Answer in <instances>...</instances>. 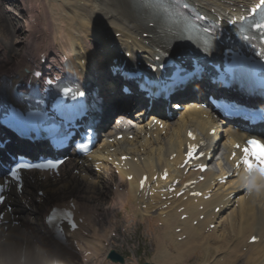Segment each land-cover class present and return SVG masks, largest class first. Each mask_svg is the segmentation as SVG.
Masks as SVG:
<instances>
[{"label": "bare ground", "instance_id": "obj_1", "mask_svg": "<svg viewBox=\"0 0 264 264\" xmlns=\"http://www.w3.org/2000/svg\"><path fill=\"white\" fill-rule=\"evenodd\" d=\"M131 1L42 0L43 7L49 18L48 29H50L52 41L55 44L54 52L64 50L65 53L71 56L73 62L82 68H86L91 60L92 53L89 54V52L95 53L97 64L100 63L98 62V56L101 51L104 54L103 62L110 63L109 59L111 53H113V48L102 45L100 51L95 44V42H99L98 40L88 42L89 35H92L94 39H100L96 38V36L102 27L109 28L108 32H120L121 38L119 42L125 48L129 49L133 45H139V42L135 41H133V44H127L125 38H132V34L136 29L146 26L151 14L140 5L135 6L136 4ZM193 1H196L202 7H206L209 11L220 7L227 9L246 0ZM98 21H100V24H97ZM2 24V29L0 30H2L4 47L7 48L8 54H11L10 58L13 54L15 56L17 52V58L15 60L11 58L9 62L1 60L0 72H7V66H11L13 61L12 66L14 65L16 70H18L17 68L25 64L26 59L14 48L17 30L15 27L7 25V21ZM31 26L27 25L28 30L32 28ZM28 48L31 54L34 53L36 55L40 51L32 43H29ZM47 50L44 52H47ZM3 54H5L4 51ZM51 56L54 57L55 54ZM97 66L99 67V65ZM108 78L109 80H106L98 76L95 79L99 83L102 93L106 94L105 107L108 105V100L121 96L120 92H118V87H116L117 82L113 78ZM107 90L111 91V93H107ZM115 116L116 113L113 109L111 117L114 118ZM158 118H166L162 129H145V126L149 125L147 124L133 133L134 139H122L114 142L102 140L92 152L100 157L105 155L104 157L106 158H116L117 161H119L120 156H127L128 161L125 162V166H128V170L124 171L121 168H117L119 179L115 182V185L117 188L120 187L119 190L121 191L114 193V200L119 202L121 212H132L133 218L139 215L142 220L148 222V230L151 235L150 242L155 250L153 252V260H156L150 261L154 264H182L192 255H199V257L202 256L200 264H264L263 241L253 244H248L247 242L251 235H255L258 238L264 236L263 184L259 185L256 192H252L247 196L238 192V187L235 188L237 185L231 188L232 181H227L226 184H219L213 176H221L227 172L220 163L218 166L219 174L214 173V170L203 174L207 178L211 177L212 181L210 180L208 183L203 181L196 184L201 191L211 189V196L206 200L197 198V202L194 203L189 198L182 200L181 197L172 196L167 201H162L160 195L145 198L143 194L138 193V179L143 173H148L150 177H153L158 171L166 167L170 172V182L174 178L182 177L177 165L182 161V152L185 151L187 142L186 129L190 125L198 130L197 135L202 136L204 140L208 138L207 131L210 121L201 117L200 112L193 108H188L179 113L172 121L167 120L163 112L159 114ZM145 121L146 119L141 124ZM235 133L226 130L224 138L221 140L223 149L228 150L229 148L224 142L226 137H236ZM173 154H175V157L170 160L169 157ZM84 164L87 166L83 169L87 173L93 174L92 166L87 158L84 159ZM195 174L189 172L186 176L190 175L194 179ZM128 175L132 176L131 180H126ZM110 177L115 180V176ZM53 182H57L54 185L55 188L69 191L76 196H79L77 193L82 189L80 185L74 186L68 181L64 183L61 178L55 179ZM212 182L214 186L211 185ZM102 184L105 186V183ZM232 192H237L235 199H228V201L223 199L225 195ZM166 202L169 204L166 208H163L162 206ZM217 206L219 209L214 212V208ZM181 207L183 209L177 211ZM200 207L201 210H199ZM79 208L85 217V222L81 229L86 230L87 228L90 235L85 236L80 231H77L71 234L70 239H74L77 246L85 250L83 252L89 251L90 256H94L101 249L100 239L106 238L108 229L105 230L106 228L102 227V224L97 226L90 211L84 209L81 203H79ZM182 214H186L187 217L181 220L179 217ZM200 216H202L201 219ZM6 218L9 219V216H6ZM193 221H196V223L193 224ZM154 223H160V227L153 226ZM209 224L214 226L209 229ZM22 228L23 226L12 227L5 232V235L4 233L2 234L0 238L1 254L9 256L10 253L6 251H13L15 247L17 248V253L21 254L22 244H25V262L33 264L32 260L34 259L30 257L33 239L42 240L43 244L49 248L48 250L58 246L47 242L46 236L37 234L33 229L27 228L30 231L25 234V230ZM177 228H180V231L176 232L175 229ZM206 228L208 229L206 230ZM182 235L184 238L177 240ZM2 239L4 241H1ZM13 239L15 240L14 246L11 244ZM23 239L25 242H23ZM82 257L84 256L82 255Z\"/></svg>", "mask_w": 264, "mask_h": 264}, {"label": "snow or ice", "instance_id": "obj_2", "mask_svg": "<svg viewBox=\"0 0 264 264\" xmlns=\"http://www.w3.org/2000/svg\"><path fill=\"white\" fill-rule=\"evenodd\" d=\"M258 9H264V0H261V3L257 5ZM255 11V10H253ZM197 19L202 20L204 17H197ZM245 17H241V20H245ZM227 26L226 29H222L220 24H209L207 27H202L200 29H196L194 27H189L184 30L182 34H177L173 39L177 42L174 45H168V49L161 52L159 49H156L157 55L154 57L156 64L151 65L152 70L156 71L158 69H162L166 67V63L162 60V57H169L170 60L174 61L177 67V71L171 78V82L166 86L162 92L171 91L173 88H186V87H195L200 83L198 79L200 73L202 72V67L200 64L201 59H207L211 55H213V43L215 42L217 45L221 40L224 39L225 31L233 32V30L237 27V21L233 19H229L225 21ZM254 29L257 30L258 35L246 34L244 31L243 25L239 26V31L236 32L237 38L243 42L246 46L251 47L253 52L257 57L260 58L261 63L259 64H251L250 61L245 60L244 58H240L238 61L236 57L233 58L232 63L228 64L225 68L224 73L220 76V82L225 83V77L228 80H237L241 79L246 74H250L252 77L256 79V82L261 88H264V20L259 23H255L252 25ZM202 32L206 35L197 36L196 33ZM191 33V34H190ZM131 55V54H129ZM104 54L101 53L98 56V62L103 63ZM246 64H250V68H245ZM109 74L114 79L119 81H129L139 77V73L134 69H128L126 66H121L119 64H114L109 66ZM35 78H39L42 76L40 71H35L32 73ZM46 85H52V79H46L44 81ZM141 89L145 88L144 84L138 85ZM198 90V89H197ZM131 89L125 83L121 86V95L130 94ZM63 94L65 97L71 94L72 103L66 104L62 99L59 102V107L61 109H68L72 115H80L87 109L86 103L81 100L85 96V92L83 90H76L69 87L63 88ZM149 96H159L158 93H148ZM37 103H40L39 101ZM227 108L231 109L234 107L233 105H227ZM254 119H264V113H259L257 116L253 117ZM12 119L17 122H23L25 120H39L41 122H46L47 116L45 113L30 110L28 112L27 117L23 114L12 111ZM56 126H52L50 130H55ZM92 130L89 128L87 130V137L91 138ZM214 134V133H213ZM192 139L195 137L192 136L191 133L188 134ZM87 147L86 144L80 143L77 145V148L83 150ZM237 148H240V145H236ZM197 153L196 145H189L187 150V157L189 160L195 159ZM242 164L245 167L246 172L249 174V178L252 173L258 172L259 175L264 178V141L259 139H249L246 142V146L242 148ZM233 158L235 155L233 154ZM123 159H127L124 157ZM64 163L63 160H48L41 163L31 164V163H17L14 168H10L9 172L6 173L5 178H11L14 181H19L21 179L18 169L23 168H36V169H45V170H53L58 173L60 166ZM203 170V169H202ZM165 174V178H166ZM128 179H132L129 177ZM147 180V177L141 181V186H143L144 182ZM3 181L0 180V183ZM249 186H251L249 184ZM22 190V189H21ZM42 196V194H40ZM196 195H199L198 193ZM0 205H4L3 211L7 210V206L5 205V198L0 196ZM55 218V213L47 217L49 223ZM67 218V217H66ZM3 221V217L0 216V222ZM75 225H72L74 227ZM256 238L253 237V240Z\"/></svg>", "mask_w": 264, "mask_h": 264}, {"label": "rangeland", "instance_id": "obj_3", "mask_svg": "<svg viewBox=\"0 0 264 264\" xmlns=\"http://www.w3.org/2000/svg\"><path fill=\"white\" fill-rule=\"evenodd\" d=\"M1 3H3V10H4L3 15L4 16L2 17V14H0V29H2V25H3L2 21L4 20V18H5V21H6V19H7V21L11 19V21H13V24L15 25V27H20L21 22H19V20L17 19V15H19V14L23 15V13H21V11H22L21 9L28 8L33 13L35 19H37L38 30L36 32V35L40 39L39 41H41L43 43L45 41L50 43L49 38H50L51 32H50V29H48L49 28L48 27L49 26L48 25V22H49L48 19L49 18L45 12L44 7H43L42 0H12V1L3 0V1H1ZM20 4H23V6ZM11 13H13V15ZM14 14H16V15L14 16ZM27 14H29V13H27ZM44 16H45V18H44ZM22 29L23 30L19 29V31H17L16 38H15L16 44L14 45V48L18 52H20L21 49L24 47L23 42L25 41L26 27L22 26ZM1 31L2 30H0V42L2 43V37L3 36H2ZM16 54H17V52L15 53V55ZM221 149H222V146H221ZM103 191L105 192V196H103V197L108 198L106 190H103ZM66 196L67 195L65 194L63 197L65 198ZM97 196L99 197L100 195L97 194ZM109 202H110L109 199H107V203H109ZM115 204L118 206V210L120 211L121 206H120L119 202H116ZM105 230H107V228ZM116 240H117L118 246H117V248L114 247L113 249H116V252L118 254H120L121 256H128L129 257L132 255V257H130L129 259L134 260L135 262H137V264H139V262L141 260L142 261L149 260L150 255L155 251L154 248L151 249L152 245L150 246L147 242H144L146 240H144V238L142 239L140 234L135 235V234H129V233L127 234L126 233L124 235H121V233H120L117 236ZM153 255H154V253H153ZM6 257H3L5 260L4 262H2L1 258H0V264H19L17 262V255L14 252H13L12 256H6ZM38 258H39V255L37 254L36 259H38ZM32 262H34V260H32ZM40 263L44 264V262L42 260H40ZM185 263L186 262H183L182 264H185ZM25 264H28V262ZM100 264H106V263H100ZM159 264H161V263H159Z\"/></svg>", "mask_w": 264, "mask_h": 264}, {"label": "clouds", "instance_id": "obj_4", "mask_svg": "<svg viewBox=\"0 0 264 264\" xmlns=\"http://www.w3.org/2000/svg\"><path fill=\"white\" fill-rule=\"evenodd\" d=\"M21 264H23V262H21Z\"/></svg>", "mask_w": 264, "mask_h": 264}]
</instances>
